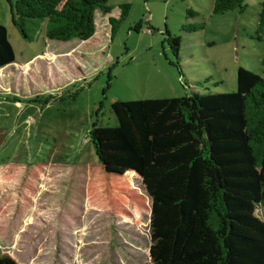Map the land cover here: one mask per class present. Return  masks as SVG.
<instances>
[{
    "label": "rangeland",
    "instance_id": "374dc122",
    "mask_svg": "<svg viewBox=\"0 0 264 264\" xmlns=\"http://www.w3.org/2000/svg\"><path fill=\"white\" fill-rule=\"evenodd\" d=\"M214 1L108 0V14L94 12L90 39L58 42L45 37V21L37 31L27 24L32 41L24 40L14 0H0L17 65L0 74V170L13 171L0 205L15 199L0 218L2 253L18 264H152L150 200L139 183L132 185L142 204L128 207L125 218L86 203V168L97 163L90 132L117 125L115 101L231 93L238 68L263 75L257 28L264 0H243L222 15L213 14ZM109 18L117 21L112 35ZM167 35L179 39L177 58ZM19 196L29 202L20 200L27 211L18 220ZM256 213L264 222V206Z\"/></svg>",
    "mask_w": 264,
    "mask_h": 264
},
{
    "label": "trees",
    "instance_id": "16d2710c",
    "mask_svg": "<svg viewBox=\"0 0 264 264\" xmlns=\"http://www.w3.org/2000/svg\"><path fill=\"white\" fill-rule=\"evenodd\" d=\"M107 2L14 0V25L27 41H32L27 24L37 31L44 21L48 40L86 41L95 33L96 9L110 12ZM242 3L215 0L213 14ZM116 22L108 19L111 35ZM257 35L258 40L264 36V1ZM167 37L177 58L179 39ZM14 60L0 25V74L10 64L17 66ZM262 65L263 75L238 68L231 93L115 101L110 109L117 125L90 132L97 163L86 168V203L125 218L128 207L142 204L132 185L133 180L139 183L150 200L152 264H264V222L256 213L264 206V56ZM19 67L28 69L27 64ZM12 173L7 166L0 170L2 199L12 191ZM39 175H33L34 182L39 183ZM16 200L19 220L27 211L20 200L24 205L29 201L25 196ZM14 202L9 197L2 202L0 218ZM0 264L18 263L0 249Z\"/></svg>",
    "mask_w": 264,
    "mask_h": 264
}]
</instances>
